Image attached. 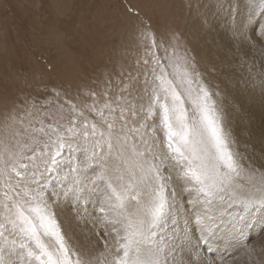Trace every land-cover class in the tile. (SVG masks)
Segmentation results:
<instances>
[{
	"label": "snow or ice",
	"instance_id": "6c2138e0",
	"mask_svg": "<svg viewBox=\"0 0 264 264\" xmlns=\"http://www.w3.org/2000/svg\"><path fill=\"white\" fill-rule=\"evenodd\" d=\"M250 4L255 7H250L247 20L236 24L235 35L243 34L256 12L264 16V0H250ZM170 49L171 45L153 39L145 52L151 57V64L144 60L150 64L145 76L151 72L158 86L146 79L137 90L139 80L132 77L119 91L109 84L100 93L89 92L87 96L95 97L91 103L68 102L67 112L63 104L47 111L33 104L31 110L5 118L0 132V181L6 189L0 193V239L5 231L19 237V245L12 241L9 247L23 258V264H73L74 253L56 219L59 193L52 178L66 165L69 171L86 169L94 177L93 191L104 187L100 211L107 206L114 213L110 223L117 233L116 255L108 264H169L166 253L180 247L179 213L187 217L184 237L194 224L200 242L210 245L225 224L236 230L249 214L264 211V171L238 150L213 93L200 80L194 64L189 70L185 60L181 84L187 87L168 78L166 69L175 56ZM137 98L142 102L137 104ZM161 143L167 152L154 151ZM24 150L32 155L23 156ZM66 150L68 156L62 159ZM169 159L175 163H166ZM113 179L122 183L114 186ZM181 185L185 190L189 185L196 189V199L188 200L195 209L191 214L177 192ZM141 186L147 189L146 203L141 200ZM129 200L136 202L131 213L126 208ZM222 205L236 206V215L225 221ZM0 264H4L2 254ZM75 264L84 262L77 257ZM172 264H176L174 258Z\"/></svg>",
	"mask_w": 264,
	"mask_h": 264
},
{
	"label": "rangeland",
	"instance_id": "374dc122",
	"mask_svg": "<svg viewBox=\"0 0 264 264\" xmlns=\"http://www.w3.org/2000/svg\"><path fill=\"white\" fill-rule=\"evenodd\" d=\"M202 8L203 5L199 0H0V132L3 131L6 117L17 112L23 114L24 111L31 110L33 104L42 107L44 111H47L49 107L55 109L63 104L67 112L70 109L68 102L91 103L95 97L87 96L89 92L100 93L109 84L112 89L119 91L120 88L130 83L132 77L139 80V84L136 85L137 90L142 89L146 79L154 81L151 72L145 76V71L151 64V57H146L145 52L152 40L155 39L172 46L170 51L174 50L175 56L166 71L169 74L168 78L174 79L178 85L187 87L186 84H181L185 60L188 62L189 70H191V65H195V71L200 73V80L213 93V99L222 111L224 124L231 131L232 136L238 137L234 134L236 132L244 134L258 130L263 134L264 125L259 117L256 118L251 112L252 108L246 109L245 116L248 118L244 119L240 106L232 100V94L238 95L239 90L242 89L239 82L237 85L232 80V75L236 76L235 74L238 73L242 75L256 69L264 71V58H261L264 54L260 58H250L251 61L246 60L245 56L244 66L241 54L238 55L239 58L232 59L233 66L228 69L229 80L226 82V78H224L225 82L222 79L220 83H217L218 76L228 74L223 72L221 61H215L216 55L214 57H208L209 54L199 56L196 52L198 45L206 47L213 46L215 43L210 44L205 38H202L199 44L196 37L191 35L196 31V24L197 28H203V32L208 30L210 18H206L205 15L201 16L204 19L199 18L198 13L200 15L204 13ZM192 11L195 13L190 19L189 14ZM201 35L204 37L203 34ZM261 43L260 47L263 52L264 42ZM256 46L259 45L250 44L249 49L253 51L252 47L255 49ZM151 50L157 51L156 48ZM145 59H149V65L144 64ZM252 59H257V64ZM193 79L192 87L196 88L195 78ZM262 79H264V72ZM154 82L156 86L159 85V81ZM152 87L153 84L150 83V92ZM226 90L228 91L226 92ZM109 94L114 93L110 90ZM132 95L137 96V91H133ZM131 98L129 97V99ZM141 102L137 98L136 103ZM78 111L79 109H77V114ZM89 118L91 119V116ZM135 122L138 123V120ZM158 135L163 141L162 134L158 133ZM238 145L237 143V148ZM144 147L142 144L139 145L140 150H144ZM2 148L3 146L0 145V150ZM249 148L247 146V149L251 151ZM154 151L167 152V149L161 143L160 147ZM254 152H256L254 156L257 158L259 155H264L261 150ZM22 155L31 156L32 153L24 150ZM67 156L66 150L61 158ZM23 162L26 163L27 160ZM153 162L159 163V161ZM166 163L174 164L175 161L169 159ZM176 174V171L171 173L174 178ZM109 175H112L111 171H109ZM52 178L57 184L59 193L57 204L61 203L60 199L64 198L63 194L70 191L68 182L76 180L79 184H83L85 189H90L93 187L91 180L94 179L88 175L86 169L79 172L69 171L67 165L58 177L53 174ZM127 179L128 176L125 174V180ZM121 183L122 181L113 179L114 186L118 187ZM141 187L144 193L141 200L146 203L147 189ZM99 188L97 187L95 190L101 196L104 187L101 185ZM4 191L6 189L3 182L0 181V193ZM177 192L183 193V198L187 197L184 199V207H187L189 214L194 212L195 210L188 205L187 200L196 199L195 187L190 185L185 190L181 185L177 188ZM135 207V201H126L128 213L133 212ZM225 208L220 210V213L224 220L228 221L236 213L230 215L229 207L227 208L225 205ZM106 210L107 212H105ZM93 211H95L93 215L97 219L95 225L99 224L102 231H104L105 225L108 227V235L102 231L99 233L100 241L95 245L97 253L99 252L98 256L100 258L104 251H110V254L108 252L106 256L112 258L113 254L116 255L117 234L112 231L110 217L104 216L105 213H110L108 207L105 206V210L101 212L98 205ZM71 218L74 219L73 216ZM56 219L70 250L74 253L71 259L75 264L77 258L74 250L77 246V233H70L67 228L68 224L58 220L57 213ZM242 234L245 235L240 240L241 245L245 246L243 250L246 249L248 253H253L250 250L252 248L255 250L256 247L258 250L260 247V252L264 250V229L255 235ZM218 235L221 237L219 233ZM5 240L8 243H5ZM12 241H16L17 245L20 243L16 234L5 231L4 239H0V249L3 250L0 254L3 255L4 264H10L6 262L4 256L12 254L9 247ZM205 246L202 242L199 245H194L195 253L198 254L201 264H246L248 261L247 258L239 260L236 256L231 257L230 253L221 254L220 252V255H214L211 250H205ZM212 247H215V243ZM17 251H19L18 248ZM17 258L21 262L22 257L17 256ZM19 260L13 259L17 262ZM251 261H248L247 264L249 262L253 264ZM258 262L260 263V261Z\"/></svg>",
	"mask_w": 264,
	"mask_h": 264
},
{
	"label": "bare ground",
	"instance_id": "6f19581e",
	"mask_svg": "<svg viewBox=\"0 0 264 264\" xmlns=\"http://www.w3.org/2000/svg\"><path fill=\"white\" fill-rule=\"evenodd\" d=\"M199 2L203 5L202 9L204 11L202 15L198 13L200 16L199 18L204 19L203 17H201L204 15L206 16V18H210V20L208 21V30H205V32H203V28L201 29L200 27L197 28V24H196L195 25L196 31H194L195 33L191 35L196 37L197 43L201 42L202 38L203 39L205 38L208 41V43L210 44L215 43V45L213 46L208 45L206 47L203 45L201 46L198 45L196 52L197 54H199V56H202L203 54L204 56L206 54H209L208 57H214V55H216L218 59L216 58L215 61L217 60L221 61L224 70L223 72L228 73L226 75L221 74L220 77L218 76L216 82L220 83L222 79L225 82L224 78H226V82H227L229 80L228 69L232 67L234 63L232 59L234 58L238 59L239 58L238 55L241 54L242 64L244 66V63L246 61L243 62V59H245V56L247 57L246 60L251 61L250 58L252 57L260 58L264 54V51L263 52L261 51L262 47H260L262 46L261 42L262 41L264 42V16H261L259 12H256L255 14H253V19L250 26L244 29L243 34L235 35L234 33L236 32V24L241 20H247L250 14V7H255V5L250 4V0H199ZM221 4H223V7L221 6ZM193 13L195 12L192 11L189 14L190 19L192 18V16H194ZM195 16H197V14H195ZM201 34H203L204 37ZM250 44L259 45V46H256L255 49L252 47L253 49L252 51L249 49ZM261 58H264V56H262ZM253 60L255 62L257 61V59L256 60L252 59V61ZM250 65L252 64L250 63ZM263 72H264L263 70L260 71V69H256L255 71L250 70L246 74L239 75L238 73L235 74L236 76L232 75V80L235 81L237 85L239 82V84L241 85L240 88H242L239 90L238 95L232 94L233 95L232 100L236 101V103L240 106L239 108L243 113L244 119L248 118V116L247 117L245 116L246 109L252 108L251 112L255 115L256 118L259 117V119L262 121V124L264 125V121L262 120V118L264 117V82H263L264 79H262ZM227 91L228 90H226V92ZM234 134L238 136V137L233 136L235 137L236 142L239 144L238 150L242 153H246L250 159L256 160L258 167H260L261 171H264V155L263 156L259 155L258 158L257 156H254V154H256V152L254 151H258V150H261L264 154V132L263 134H261L260 130H258V131H253V133L249 131L244 134L242 132L240 133L236 132ZM247 146L250 147L249 149H251V151L247 149ZM75 182L77 181L75 180L74 182L67 183L69 184L68 186H70V191H67V195H65L64 193L63 194L64 198L60 199L61 203L57 204L55 211L58 215L59 218L58 220L62 221L63 223L65 222L69 225V226L67 225V228L70 233L72 232L77 233V237H76L77 246H75L76 249L74 250L76 258L79 257L81 261L84 262V264H108V262L113 261L115 255L113 254L112 258H108L106 255L108 254V252L110 254V251H104V254L102 252L103 257L101 256L99 258L98 256L99 252L97 253V248L95 247V245H97L98 242L100 241L98 237H99V233L102 231V228H99V224L95 225V223H97V219L93 215V213L95 212L93 211V209H95V207L98 205L100 206L101 196L99 195L98 191L92 190L93 187L90 189L89 188L85 189L82 186L83 184H79L78 182L77 183ZM178 194L180 199H182L184 205V201H185L184 199L187 197L183 198V193L178 192ZM224 208L225 205H222L220 207V210H223ZM228 211L230 212V215H234V213L237 212L236 206L229 207ZM105 212H107V210ZM109 212L110 213L108 214L107 213L105 214L103 213V214L104 216H106V218L109 216L110 219L112 220L114 213L112 211ZM71 216H73L74 219L71 218ZM178 216L180 220V228L178 229V233L180 235V241H179L180 247L175 252L166 253L168 255L169 264H172L173 258L175 259L176 264H201V260L198 259L199 256L198 254L195 253L196 250L194 247V245H199L200 243V232L197 229V227L194 224H192L188 228L187 238H185L183 235V231H184L183 226H184V221L187 217L185 216L184 213H179ZM192 219L194 220L195 218ZM117 226L118 224L115 225V227L117 229H120L121 226L120 225L118 227ZM105 228L104 231H102L104 233L108 230V227L106 225ZM224 228L225 230H222ZM263 229H264V211H258L255 212L254 214H249L244 220L239 221V223H237L236 230L228 228L227 224H225L224 226H222L217 230L215 237H213L210 240V245H206L204 243L203 245H206L205 250H211V253L214 255L215 254L220 255V252L221 254L230 253L232 254L231 257L236 256L237 259L239 260L247 258L248 261L254 260L251 261L253 264L255 262H256L255 264H264V261H262L264 260V250L260 252V247L259 250L258 247H256L253 253L252 252L248 253L246 249L243 250L244 249L243 247L245 246L241 245V241H240L242 237L244 238L245 236L242 233L255 235L256 233L262 231ZM218 233L221 235V237L218 235ZM115 234L117 233L115 232ZM120 235H123L122 230L120 232ZM169 243H171V241H169ZM214 243H215V247H212ZM96 253L97 255H95ZM17 256L18 255H15L14 252H12L11 255L9 256L6 255L4 257L6 262L10 264H23V258L21 259L20 262ZM13 259L19 261L18 262L13 261ZM258 261H260V263Z\"/></svg>",
	"mask_w": 264,
	"mask_h": 264
}]
</instances>
